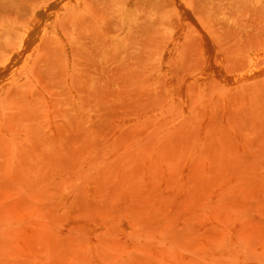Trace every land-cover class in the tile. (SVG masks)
Returning a JSON list of instances; mask_svg holds the SVG:
<instances>
[{
	"label": "rangeland",
	"instance_id": "1",
	"mask_svg": "<svg viewBox=\"0 0 264 264\" xmlns=\"http://www.w3.org/2000/svg\"><path fill=\"white\" fill-rule=\"evenodd\" d=\"M264 0H0V264H264Z\"/></svg>",
	"mask_w": 264,
	"mask_h": 264
},
{
	"label": "bare ground",
	"instance_id": "2",
	"mask_svg": "<svg viewBox=\"0 0 264 264\" xmlns=\"http://www.w3.org/2000/svg\"><path fill=\"white\" fill-rule=\"evenodd\" d=\"M260 55L264 59V50L260 52Z\"/></svg>",
	"mask_w": 264,
	"mask_h": 264
}]
</instances>
